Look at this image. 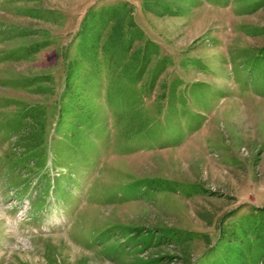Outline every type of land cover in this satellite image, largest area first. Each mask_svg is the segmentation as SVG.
<instances>
[{
	"label": "rangeland",
	"instance_id": "rangeland-1",
	"mask_svg": "<svg viewBox=\"0 0 264 264\" xmlns=\"http://www.w3.org/2000/svg\"><path fill=\"white\" fill-rule=\"evenodd\" d=\"M121 1L171 63L70 74L87 10ZM263 209L264 0H0V264H250Z\"/></svg>",
	"mask_w": 264,
	"mask_h": 264
},
{
	"label": "trees",
	"instance_id": "trees-1",
	"mask_svg": "<svg viewBox=\"0 0 264 264\" xmlns=\"http://www.w3.org/2000/svg\"><path fill=\"white\" fill-rule=\"evenodd\" d=\"M139 2L143 13L148 12L161 17L184 16L203 2L216 5L230 2L239 13H251L255 10L258 0H139ZM24 11L31 13L30 15H38L37 9L26 8ZM134 13L135 6L128 1L90 7L75 35V52L69 62L70 74L76 77L87 76L92 67L98 72L103 63L114 70L118 79L123 78L126 83H132L146 72L155 74L158 68L171 63L169 56L160 55L159 46L139 27ZM246 29L251 31L249 27ZM36 45L38 46L30 48V51H37L45 44ZM154 57H158V60L153 64L154 67L150 68ZM37 124L40 125L38 122ZM39 128L44 131L43 126ZM255 224L257 225L255 233H245L249 238L248 253H241L238 260L250 264H264V209L259 212L258 224L256 222Z\"/></svg>",
	"mask_w": 264,
	"mask_h": 264
}]
</instances>
